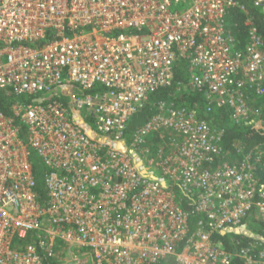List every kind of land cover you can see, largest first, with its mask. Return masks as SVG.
<instances>
[{
    "label": "built area",
    "instance_id": "1",
    "mask_svg": "<svg viewBox=\"0 0 264 264\" xmlns=\"http://www.w3.org/2000/svg\"><path fill=\"white\" fill-rule=\"evenodd\" d=\"M248 2L264 24V0H0V93L18 99L0 112V264H264L262 239H215L264 233V150L225 145L264 98L254 16L243 39L227 24ZM163 89L229 119L162 100L130 134Z\"/></svg>",
    "mask_w": 264,
    "mask_h": 264
},
{
    "label": "trees",
    "instance_id": "2",
    "mask_svg": "<svg viewBox=\"0 0 264 264\" xmlns=\"http://www.w3.org/2000/svg\"><path fill=\"white\" fill-rule=\"evenodd\" d=\"M247 7H248V15H244L243 12L237 9H234L233 11L229 12L227 16L228 27L232 30V32L235 35L243 39L246 31H248V28H250V24L248 23V18L254 16L253 17L254 22L256 26L259 28L260 33L264 37V24L262 23L259 14L257 13L256 10L251 8L249 2L247 3ZM48 39L49 38H47L44 42H47ZM175 75H176L175 81L176 82L182 81V83H186L187 78L189 76L187 69L180 62L177 63V69ZM170 94H171V90L167 91L165 89L154 93L150 98L149 104L132 119L129 126V133L130 134L133 133L136 129H138L151 117L152 115L151 107L154 103H156V101L173 100L170 98ZM182 94L183 96L181 97V99H177V101L173 100L176 101L177 103L176 105H181L194 109L198 117L204 118L210 124L219 127L223 123L227 122V120L229 119V112L227 111H215L210 114L206 113L204 111V101L201 93L187 90V94L185 93ZM62 101L65 102V99ZM24 102H30V100H25ZM15 104H18V99L15 98L11 90L8 89L5 92L0 93V112L4 113L6 116L9 117L13 116L12 109ZM255 107L256 110L254 111L255 113H253V116H255L256 120L254 122L250 123L247 126H243L242 128L239 129L229 128V127L225 128V145L229 150L233 151V153H235V149H233L232 147L233 143L246 146L248 149H252L253 147H256L264 150V98L261 99ZM93 137L96 138L98 141L103 140V138L99 136H93ZM141 171L143 173L144 169ZM177 193H179L177 194L179 198H183L182 201L184 208L187 211L192 210L194 206L191 198L187 197L184 194H181V192L178 189H177ZM36 194L38 195V199L41 202V204L43 206H46L48 199L46 196L45 188L42 185H39L36 188ZM248 225H249L248 227H241L238 230H233L232 232L225 231L222 235L220 233L216 234L215 239L225 243L229 249L232 248L233 246L232 240L234 241L241 239L243 243H247L249 242V240H251L244 235H237L236 233H250L253 236L258 237L264 241V233L260 225L256 221ZM38 246H39V250H41L42 249L41 245L38 244ZM181 250H182V245L176 249V252H180ZM78 251H80V253ZM77 252L80 255L86 254L84 249L77 250ZM52 264H57V263L54 261L52 262ZM234 264H243V262L237 259L234 262Z\"/></svg>",
    "mask_w": 264,
    "mask_h": 264
},
{
    "label": "rangeland",
    "instance_id": "3",
    "mask_svg": "<svg viewBox=\"0 0 264 264\" xmlns=\"http://www.w3.org/2000/svg\"><path fill=\"white\" fill-rule=\"evenodd\" d=\"M32 240H33V239H32ZM33 242H34V241H33ZM59 246H60L59 249H61L62 244H59ZM64 247L66 248L65 250H67V249L69 248V246H68L67 244H66L65 246H63V248H64ZM70 250H73V248H72V249L70 248ZM82 250H83V249H82ZM84 251L86 252V254H84V255H83V254L80 255V254H79L80 251H78L79 253H78V252H77V253H78L80 256H86V257H88V256H89V253H87V250H84ZM75 253H76V252H75ZM59 256H60V255H57V257H59ZM65 257H66V256H65ZM66 259L68 260V259H70V257H69V258H66ZM88 264H91V263H88Z\"/></svg>",
    "mask_w": 264,
    "mask_h": 264
}]
</instances>
